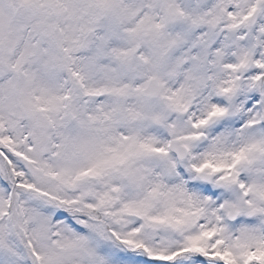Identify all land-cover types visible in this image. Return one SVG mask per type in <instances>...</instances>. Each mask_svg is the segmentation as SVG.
<instances>
[{
	"label": "snow or ice",
	"instance_id": "snow-or-ice-1",
	"mask_svg": "<svg viewBox=\"0 0 264 264\" xmlns=\"http://www.w3.org/2000/svg\"><path fill=\"white\" fill-rule=\"evenodd\" d=\"M0 264H264V0H0Z\"/></svg>",
	"mask_w": 264,
	"mask_h": 264
}]
</instances>
